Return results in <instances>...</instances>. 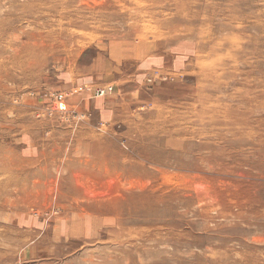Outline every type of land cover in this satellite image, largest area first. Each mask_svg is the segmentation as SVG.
I'll list each match as a JSON object with an SVG mask.
<instances>
[{
	"label": "rangeland",
	"instance_id": "374dc122",
	"mask_svg": "<svg viewBox=\"0 0 264 264\" xmlns=\"http://www.w3.org/2000/svg\"><path fill=\"white\" fill-rule=\"evenodd\" d=\"M0 264H264V0H0Z\"/></svg>",
	"mask_w": 264,
	"mask_h": 264
},
{
	"label": "built area",
	"instance_id": "2783aa9c",
	"mask_svg": "<svg viewBox=\"0 0 264 264\" xmlns=\"http://www.w3.org/2000/svg\"><path fill=\"white\" fill-rule=\"evenodd\" d=\"M108 88H109V90H112V86L111 87H108ZM101 92H102V94H104L106 92V89L101 90Z\"/></svg>",
	"mask_w": 264,
	"mask_h": 264
}]
</instances>
